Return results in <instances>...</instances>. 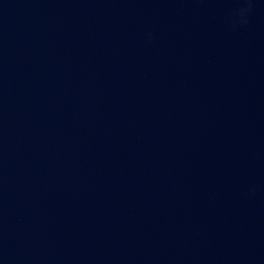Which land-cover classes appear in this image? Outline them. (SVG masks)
Segmentation results:
<instances>
[{
	"label": "clouds",
	"instance_id": "1",
	"mask_svg": "<svg viewBox=\"0 0 264 264\" xmlns=\"http://www.w3.org/2000/svg\"><path fill=\"white\" fill-rule=\"evenodd\" d=\"M246 3H249L250 4V0H245ZM248 9H245V8H242L240 10V14H244L245 11H247Z\"/></svg>",
	"mask_w": 264,
	"mask_h": 264
}]
</instances>
